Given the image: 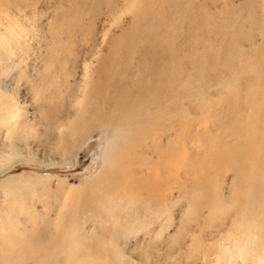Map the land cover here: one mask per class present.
Here are the masks:
<instances>
[{
    "label": "rangeland",
    "instance_id": "rangeland-1",
    "mask_svg": "<svg viewBox=\"0 0 264 264\" xmlns=\"http://www.w3.org/2000/svg\"><path fill=\"white\" fill-rule=\"evenodd\" d=\"M1 52L0 264L214 248L196 204L236 194L214 160L264 99V0H0Z\"/></svg>",
    "mask_w": 264,
    "mask_h": 264
},
{
    "label": "bare ground",
    "instance_id": "bare-ground-1",
    "mask_svg": "<svg viewBox=\"0 0 264 264\" xmlns=\"http://www.w3.org/2000/svg\"><path fill=\"white\" fill-rule=\"evenodd\" d=\"M231 23L232 21L228 22ZM10 50L13 51L12 48ZM8 55L0 53V67L5 60H9L10 55ZM245 111L248 134L246 133L242 141L240 139L237 147L222 149L214 160L215 166L219 165L221 170L223 168L224 171L233 172L235 175V184L232 188L233 191L235 190L233 193L236 194L234 197L231 195L233 201L232 198L229 200V196V202H226L227 200L219 199L223 198L222 196L212 192L210 198L200 200L196 204L200 210H205L200 212V215L208 216L207 221L204 219V223L207 224H203L202 228L200 227L202 224L199 225L201 236H206L207 240L217 243L215 246L213 244L214 248L210 247L212 249H194V254L196 252L197 254L188 257L185 264H262L264 262V241L260 245V240H257L264 233V138L261 128V125L264 126V99L258 102L248 101ZM69 129L70 127L67 128ZM25 157L30 162H33L35 157L38 158L37 153H29ZM21 158H23L21 150L13 143L0 150V177H2L0 181L8 183L13 180L8 175L1 174L5 169L7 170L8 165L12 164L14 167ZM106 159L102 157V160ZM9 250H15V246L12 245ZM145 263H149V259H146Z\"/></svg>",
    "mask_w": 264,
    "mask_h": 264
}]
</instances>
